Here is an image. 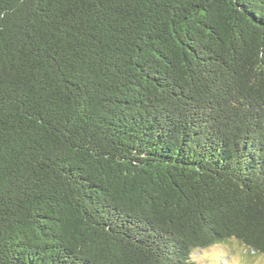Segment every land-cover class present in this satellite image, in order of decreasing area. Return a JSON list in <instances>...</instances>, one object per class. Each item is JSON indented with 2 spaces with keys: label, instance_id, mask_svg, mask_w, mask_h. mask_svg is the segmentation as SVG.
<instances>
[{
  "label": "trees",
  "instance_id": "trees-1",
  "mask_svg": "<svg viewBox=\"0 0 264 264\" xmlns=\"http://www.w3.org/2000/svg\"><path fill=\"white\" fill-rule=\"evenodd\" d=\"M264 254V0H0V264Z\"/></svg>",
  "mask_w": 264,
  "mask_h": 264
},
{
  "label": "rangeland",
  "instance_id": "rangeland-1",
  "mask_svg": "<svg viewBox=\"0 0 264 264\" xmlns=\"http://www.w3.org/2000/svg\"><path fill=\"white\" fill-rule=\"evenodd\" d=\"M192 259L197 264H264V254L252 255L234 239L212 249L197 250Z\"/></svg>",
  "mask_w": 264,
  "mask_h": 264
}]
</instances>
